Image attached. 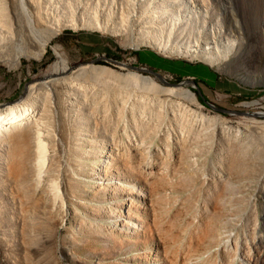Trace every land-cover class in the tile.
<instances>
[{
    "label": "rangeland",
    "instance_id": "1",
    "mask_svg": "<svg viewBox=\"0 0 264 264\" xmlns=\"http://www.w3.org/2000/svg\"><path fill=\"white\" fill-rule=\"evenodd\" d=\"M158 2L159 0H39L37 4L44 7H41V10L52 19L54 16L55 19L60 18L58 20L63 22L71 19V17L73 19H94L95 16L101 21H108L110 24L121 28L123 35L111 36L96 30L64 28L48 41L44 57L42 56L39 61L22 59L18 71H10L6 66L0 64V109L21 99L31 84L46 81L44 78L49 76L54 64L59 60L52 47L57 45L61 48L60 51L63 53L67 64L73 70L89 64L95 58H100L94 65L106 67L113 75H119H117L118 78L102 75L96 79L90 77L85 81L83 80L82 83L85 86L89 85L88 87L92 88L91 97L82 101L83 103L76 104L73 110L65 109L64 112L72 124L70 142L75 145L76 152L92 155L110 144L114 148L101 175L103 183L97 188L103 187L106 183L109 186L114 182L117 183L122 167L116 160L118 153L127 147V139L140 141L144 147L158 146L159 148L162 146L166 134L173 136L172 134L175 135L180 131V126H177L179 125L178 121L168 116L165 117L166 119L157 122V128L155 127L154 131L155 111L151 108L153 112L149 109L147 111L148 113L150 111L149 114L145 111L143 115H140L141 108L131 107L133 100L136 101L139 95V97L145 94L153 95L155 92L154 88L147 86L151 84L148 80L154 77L152 74L130 68L128 73L126 70H120L119 65L105 61L104 58L137 68L151 69L171 84L186 79L192 81L199 89V95L191 87V84L183 85L184 87L179 86L180 88L178 86L171 87L163 85L160 80L156 79L159 87L168 94L166 95L167 98L189 95L200 108L191 106L192 110L209 118L211 115H213L211 118L219 117L215 118V121L224 122V125H230V128L233 126L232 130L239 129L240 133L244 136L247 135L238 150V154L244 161L243 167L240 170H235L234 174H228L224 163L225 150L221 143L215 140L212 144H208L206 139L200 137L198 132L200 129L189 122L190 119L188 121L185 119L188 124L186 123L182 128L184 156L186 157L183 173L191 176L192 184L182 189L163 191L167 194L165 196L163 193L161 197L164 199H159L155 203L156 223L153 227L151 226L150 232L143 234L142 228L144 226L141 224L144 220L142 217H140L141 224L139 221L135 222V219L126 218L125 227L118 230L121 225H115L117 203L120 198L128 196V192L131 190H137L135 181L123 175L119 180V189H115L116 195L110 200L106 198L108 189H98L99 194L92 196L94 190L85 187L77 196L79 202L77 214L64 219L62 230L52 237L49 245H44L39 238L29 250L25 251L18 235L20 220L16 210L8 211L2 216L3 219H0V264H184L196 262L201 253V249L195 243L198 236L196 230L198 219L205 217L210 212L214 187L220 183L227 184L228 202L225 210L228 212L227 217L230 221L226 230L234 233L238 238H245L248 242L264 232V173L260 177L258 174L264 169V154L255 156L259 150H264V135L261 136L259 130L264 125V118L240 114L241 112H264V47L262 46L264 8L260 7L262 10L259 9L260 11L256 14L249 9L252 3L250 0H206V11H202V8L196 6L193 10L190 7L182 9L179 22L178 20L174 21L168 12L162 14L158 19L153 14L154 7H158L160 4ZM178 2L182 3L183 0ZM261 2L264 3V0H260ZM177 7L181 9L180 4ZM124 17L125 21H122ZM256 17L258 18L257 23ZM212 25H220L219 27L221 30L223 29L222 32L225 35L230 33L231 27H238L239 32L232 33L238 46L237 52L229 55L226 61L229 64L227 66L229 72L220 74L198 60L190 61L187 58L162 54L151 46H141L138 49L125 46L127 43H134L138 40L145 42L149 40L165 42L168 40L170 45L194 44L196 35L199 36L197 38H200L207 34V31L203 32L201 28L207 29ZM170 27H174V29L168 33ZM19 43L18 41L17 44ZM149 53L171 62L196 65L193 66L194 69L201 75H205L206 70L197 65L202 64L215 74V81L208 84L190 74L178 76L137 61L136 56L140 61L151 62L152 58ZM257 71L260 74L258 77L251 75V72L257 73ZM131 72L136 74H131ZM135 77L142 81L138 83ZM124 90L132 91L126 97V103L119 114L120 102L118 101L126 94ZM115 92L119 99L116 94H113ZM112 94L117 100L111 96ZM151 95L148 97L149 99L153 98ZM203 100L214 107L238 113L214 112L204 105ZM244 103L251 105L246 106ZM140 116L142 118H137ZM56 117H59L57 111L54 112V125L58 123ZM146 120L149 121V124H146ZM94 124L97 125L96 129L93 127ZM163 125L165 127H162ZM157 130L164 136H157ZM263 131L262 133H264ZM67 147V141L60 142L55 148L56 155L60 160L61 167L68 163L72 169H75L73 168L76 167L73 154L69 153ZM172 147L171 143L168 148L171 149ZM6 151L7 145H0V167L3 166V155ZM116 164H119V171H115L112 167ZM201 173H203L202 176H200ZM202 177L211 179L207 180L206 178L204 180ZM120 220L118 223L121 224ZM133 226L134 232L131 233L130 228ZM113 228L117 231L113 232ZM143 237L147 240L144 245L142 243ZM119 238L123 243L120 247H116L114 241ZM62 246L68 250L65 251L66 253H60ZM259 249V252L256 253L258 255L254 254V259L258 263L263 260L264 263V247ZM212 260L215 261V258Z\"/></svg>",
    "mask_w": 264,
    "mask_h": 264
},
{
    "label": "bare ground",
    "instance_id": "2",
    "mask_svg": "<svg viewBox=\"0 0 264 264\" xmlns=\"http://www.w3.org/2000/svg\"><path fill=\"white\" fill-rule=\"evenodd\" d=\"M26 1L28 3L27 5ZM36 1L37 0H0V64L6 66L10 71H18L22 59L27 61H39L45 53L48 41L64 28H72L73 30H96L111 36L123 35L121 28L110 24L108 21H101L97 17L95 18V16L93 17L94 19H73L71 17V19H67L63 22L62 20H58L60 18L55 19L54 16L52 19L41 10L43 6L40 7L39 4H37L39 0L38 2ZM178 1L179 0H159L158 4H160L158 7H154L155 11L153 14L160 19L162 14H167L168 12V14H171L174 21H179L182 15L180 14L182 9H188V7H190L193 10L196 6L197 8H202V11H204L207 8L205 4L206 0H183L182 3ZM250 1L252 3L249 9L253 13L258 14V12L262 10L260 7L264 8V3H260V0ZM179 4L181 5V9L177 7ZM122 21H125V17L122 18ZM257 21L258 18L256 17V23ZM219 26L220 25H212L207 29L201 28L203 32L207 31V34L200 38H197L199 36L196 35L193 41L194 44L170 45L168 40L165 42L155 40L145 42L143 40H138L134 43H127L125 46L132 49H138L141 46H151L162 54H168L170 56L175 55L177 57L187 58V60L190 59V61L198 60L208 65L215 72L222 74L228 71L227 66H229V64L226 62L228 56L236 54L237 52L238 46L235 43L236 39L232 33L239 32V30L237 26H233L231 27L232 30L228 29L230 33H226L225 35V33L222 32L223 29L221 30ZM173 29L174 27H170L168 33ZM196 31L198 33V29ZM139 38L141 37L139 36ZM18 41L20 42V46L17 44ZM262 46L264 47V39L262 41ZM52 47L59 60L54 64L53 70L49 76L44 78L46 81L31 84L26 89L21 99L0 109V145H7V151L5 155H3V166L0 167V219L8 211L16 210L17 217L20 220L18 235L25 251L29 250L36 239L38 240L39 238H41V242L44 245H49V243H51L52 237L62 230L64 219L77 214V206L79 205L77 196L80 195V192L85 187L94 190L92 196L99 194L98 189H108L109 191L106 193V198L110 200L116 195L115 191L119 189V180L123 175L135 181L137 190H131V192H128V196L120 198V201L117 203V219L115 220V225H121L118 230L125 227L126 218L135 219V222L139 221L141 224L140 217H142L144 220L143 224H141L144 226L142 228L143 234H145V232H150L151 226L153 227L156 223L155 203L159 199H164V197H161L164 193L163 191L166 189H170L171 191L182 189L192 184L191 176L187 173H183L186 166V157L184 156L182 128L186 123L188 124V122H186L188 119H190L189 122H192L197 129H200L198 131L200 137L206 139L208 144H212L215 140L221 143L225 150L224 163L228 174H234L235 170H240L243 167L244 161L241 155L238 154V150L242 145L244 137L247 135L244 136L238 131L239 129L232 130L231 128L233 126L230 128V125L226 126L224 122L215 121V118L219 117L211 118L213 116L211 115L209 118L192 110L191 106L197 109L200 108L189 95H180L178 97L171 96V98H167L166 95L168 94H166L156 82V79L161 82L166 80L156 73V75L152 74L155 78H150L148 82L151 84L147 85L155 89L153 95L150 94L153 98L149 99L148 97L150 95H143V93L142 95L145 97L141 95L142 98L139 97L140 95L138 94L139 96L136 101L133 100L131 107L141 108V111H139L140 115H143V113L145 111L147 112L149 109L150 111H155V117L153 116L156 121L153 125L154 131L157 122L167 116L178 121L179 125H177V123L176 125L178 127L180 126V131L177 129L179 131L177 134H172L173 136L166 134L164 136L157 130V136H164V142L159 148L158 146L152 148L144 147L141 145L140 139L138 140L139 142H136L134 139H127V147L124 148L121 153H118V158L116 160L122 167V170L118 168L119 164L112 166L115 171L120 170V178L117 179L118 185L115 182L110 186L106 183L103 187L97 188L98 185H102L103 183L101 175L105 170V164L114 148L111 146L112 144H107L108 146L105 145L107 146L106 148L92 155L76 152L75 145L70 142L72 124L64 112L65 109L73 110L76 104L83 103L82 101L91 97L92 88H89V85L85 86L82 83L83 80L85 81L90 77L96 79L102 77V75L117 77L118 74L113 75L106 67L91 63L82 65L76 70H73V68L67 64L63 53L60 51L61 48L57 45ZM117 65H119L118 68L120 70H126L127 72L131 66L125 63H119ZM141 69L149 70L147 68ZM141 71L142 70L139 72ZM131 74L136 73L131 72ZM251 75L258 77L260 74H258L257 71V73L251 72ZM135 78L138 83L142 81L138 77ZM143 85L145 84L143 83ZM183 85L186 84L166 86L179 87ZM126 91V94L123 93L125 95L118 101L120 102V110L115 106L119 114L126 103V97H128L132 90ZM113 94H116V92ZM113 94L111 95L112 97ZM116 95L118 98V94ZM113 98L115 99L116 97ZM97 100L99 101V99ZM244 105L249 106L251 104L244 103ZM131 107L130 109L132 110ZM56 111L59 116L56 118H58L59 121L57 120L58 123L54 125V112ZM137 118L142 117L140 116ZM143 120L145 119L143 118ZM148 120H146L147 122L145 121L146 124H149ZM130 123L132 124V122ZM263 126L264 125H262L261 128H259L260 126L258 127L261 132L257 129L261 133V136L262 134L264 135V133H262L264 130H262ZM93 127L96 129L97 125L94 124ZM162 127L165 126L163 125ZM140 131H142V129H140ZM202 138L200 139L202 140ZM63 141H67L68 151L73 154L76 164V167L73 168L75 169H72L68 163L63 167L60 165V160H58L55 148ZM171 143L173 147L169 149L168 147ZM262 153L264 154L263 149L255 153V156L261 155ZM193 164L194 163H192V165ZM263 173L264 169L258 173L259 177L263 176ZM202 175L203 173H201L200 176ZM206 178L207 180L211 179L208 177ZM227 202V184L220 183L218 186L214 187L210 202V212L205 217L198 219L196 226L198 236L195 243L196 246L201 249V253L198 255L196 262H187L184 264H218V262L219 264H237L239 262L243 264L258 263V261L254 259V254L259 252V248L264 247V232L255 238L253 237V239L248 242L245 238H238L234 233H230V231L226 230L227 224L230 221L227 217L228 212L225 210ZM120 218H122V220H120ZM118 220H120L121 224L118 223ZM114 231H117V229L113 228V232ZM130 231L131 233L134 232V226L130 228ZM146 242L147 240L143 237V245L146 244ZM122 243L123 241L119 238L117 241H114V246L120 247ZM65 251L68 250L63 246L60 247V253H66ZM212 258H215V261L212 260ZM258 264H264L263 260L259 261Z\"/></svg>",
    "mask_w": 264,
    "mask_h": 264
},
{
    "label": "trees",
    "instance_id": "3",
    "mask_svg": "<svg viewBox=\"0 0 264 264\" xmlns=\"http://www.w3.org/2000/svg\"><path fill=\"white\" fill-rule=\"evenodd\" d=\"M149 55L152 58L151 62L148 63L147 61H140L138 56H136L137 61L145 63L151 67L166 70L170 72L171 74H176L178 76H181L183 74H190L199 80L205 81L208 84H212L215 81V74L202 64H197V65L203 67L206 70L205 75H201L197 70L194 69L193 66H196V65H191V64H187L183 62H171V61L159 58L152 53H149Z\"/></svg>",
    "mask_w": 264,
    "mask_h": 264
},
{
    "label": "water",
    "instance_id": "4",
    "mask_svg": "<svg viewBox=\"0 0 264 264\" xmlns=\"http://www.w3.org/2000/svg\"><path fill=\"white\" fill-rule=\"evenodd\" d=\"M100 58H95L93 60H91L89 63L91 64H94L96 61H98ZM105 61H108L110 63H113L115 65L119 64V62H116V61H113L111 59H108V58H104ZM206 65V64H205ZM207 67H209L208 65H206ZM131 69H134V70H137V71H140L142 70L141 72H149L153 75H156V72L152 71L151 69L149 70H145V69H141V68H137L135 66H130ZM163 85H175V84H171V83H168L166 81H162L161 82ZM176 84H191L192 88H194L197 92V94L199 95L200 94V91L199 89L195 86V84L192 82V81H188L187 79L186 80H182ZM204 103V105H206L207 107H209L211 110H213L214 112H218V113H228V114H237L238 112H232V111H226V110H223V109H220V108H217V107H214L213 105L209 104L207 101H202ZM10 103V102H9ZM240 114H243V115H246V116H252V117H260V118H264V112H252V113H248V112H241Z\"/></svg>",
    "mask_w": 264,
    "mask_h": 264
}]
</instances>
